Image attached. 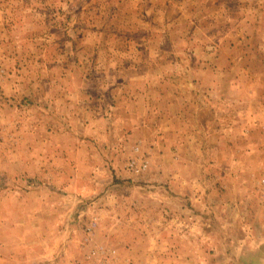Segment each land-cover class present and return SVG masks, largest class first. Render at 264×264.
I'll use <instances>...</instances> for the list:
<instances>
[{
    "label": "rangeland",
    "instance_id": "obj_1",
    "mask_svg": "<svg viewBox=\"0 0 264 264\" xmlns=\"http://www.w3.org/2000/svg\"><path fill=\"white\" fill-rule=\"evenodd\" d=\"M0 264H264V0H0Z\"/></svg>",
    "mask_w": 264,
    "mask_h": 264
}]
</instances>
